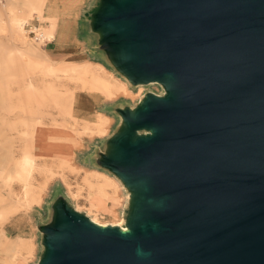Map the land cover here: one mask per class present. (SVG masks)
<instances>
[{"label":"water","instance_id":"water-1","mask_svg":"<svg viewBox=\"0 0 264 264\" xmlns=\"http://www.w3.org/2000/svg\"><path fill=\"white\" fill-rule=\"evenodd\" d=\"M97 22L168 95L104 162L142 189L132 233L67 214L44 264H264V0H115Z\"/></svg>","mask_w":264,"mask_h":264},{"label":"rangeland","instance_id":"rangeland-1","mask_svg":"<svg viewBox=\"0 0 264 264\" xmlns=\"http://www.w3.org/2000/svg\"><path fill=\"white\" fill-rule=\"evenodd\" d=\"M45 3L0 0V264H38L56 196L99 223L120 220L125 191L101 158L120 105H134L146 90L162 93L161 81L141 93L115 70L110 46L100 44L102 0H66V64L49 60L24 27L50 38ZM60 134L66 159L33 153L36 138Z\"/></svg>","mask_w":264,"mask_h":264},{"label":"bare ground","instance_id":"bare-ground-1","mask_svg":"<svg viewBox=\"0 0 264 264\" xmlns=\"http://www.w3.org/2000/svg\"><path fill=\"white\" fill-rule=\"evenodd\" d=\"M112 1H115V0H102L100 11H99L100 14L106 11L108 12ZM99 19L100 18L98 14L97 20L99 21ZM19 24L22 25L23 23H19ZM110 32H111L110 29L108 28L105 29V35H103L104 40L105 42H108L110 44V50L112 54H114L115 57H117L116 61L122 64L123 62H122V59L120 58L122 57L120 47L117 45L116 41L114 40L113 35H110ZM102 42L105 43L104 41H101L100 44ZM114 63H113V66L116 65V63L115 64ZM115 70L121 75L122 79L127 85H130L131 87L136 86L138 89L142 90L141 93L143 92V88L145 87L144 85L146 84L145 80L136 79L127 70H122V71L118 69H115ZM158 83L159 82L157 80L147 81L148 86L158 85ZM161 88H162V93L160 94L152 90H146L144 94L140 97V99L134 105H125V104L120 105L118 126L116 130L109 136V142H108L109 150L104 152L101 158V160L107 163L111 167V169L113 168L112 166H113L114 161H116V159L119 157L120 142L123 138H127L128 141L133 143L140 138H146L153 134V129L150 127L137 128V127L131 126L130 118L131 119L134 118L140 110L144 109L146 107L148 100L151 97H158V98L166 97L168 95V91L165 85H163V87ZM106 171H108V174L112 175L117 180L121 188L125 191L126 204H125L124 210H126L127 212L124 211L120 220L115 223H99L95 221L94 219H92L91 217H89L88 215L82 214V211L76 208H73V207H69L67 204L65 206L63 203L57 202L53 206L52 222L51 224L49 223L50 227L51 226L57 227V228L61 227L62 225H64L65 215L73 214L75 216H78L84 219L91 225H94L95 227L101 230L112 229L122 234L132 233L133 228L135 227V224L137 222L140 201L143 200L142 189L140 186L132 184L129 180H127L121 174H118V173L114 174L113 170H110L108 168H106ZM139 225H142V223L139 222ZM50 239H51V236H46L44 240V245H43L44 253L41 259L39 260L38 264H44V262L49 256V253H50L49 240Z\"/></svg>","mask_w":264,"mask_h":264},{"label":"crops","instance_id":"crops-1","mask_svg":"<svg viewBox=\"0 0 264 264\" xmlns=\"http://www.w3.org/2000/svg\"><path fill=\"white\" fill-rule=\"evenodd\" d=\"M43 13L44 17L52 22V34L44 49L47 58L57 63L66 64V0H46ZM67 149L64 135H51L45 138H36L33 153L37 157L66 159ZM56 197L55 202L61 200L60 196ZM106 208V212H112L109 206Z\"/></svg>","mask_w":264,"mask_h":264},{"label":"built area","instance_id":"built-area-1","mask_svg":"<svg viewBox=\"0 0 264 264\" xmlns=\"http://www.w3.org/2000/svg\"><path fill=\"white\" fill-rule=\"evenodd\" d=\"M24 27L27 29L26 31L30 35V37L35 42H40L45 45L46 42H48L50 39H47L44 37V34L42 31H40V27L37 25H33L30 23H25Z\"/></svg>","mask_w":264,"mask_h":264}]
</instances>
